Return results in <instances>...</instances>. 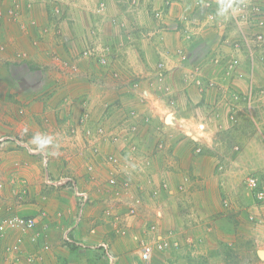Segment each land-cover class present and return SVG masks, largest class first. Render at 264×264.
I'll list each match as a JSON object with an SVG mask.
<instances>
[{"label":"rangeland","instance_id":"rangeland-1","mask_svg":"<svg viewBox=\"0 0 264 264\" xmlns=\"http://www.w3.org/2000/svg\"><path fill=\"white\" fill-rule=\"evenodd\" d=\"M33 1L29 0L26 7L30 8ZM185 1L187 3L183 5ZM196 1H36L44 9L45 17L49 16L51 21L69 20V27H65L69 30H56L57 47L49 64L41 59L36 61L39 65L36 68L42 72H35V77L28 76L27 88H24L28 89L29 96L26 97L23 90L21 97L18 94L11 101L16 104V108L6 109L4 94L0 95V117L6 115L13 118V121L6 124L7 128L0 126V195L8 190L13 192L19 202L28 203L32 192L27 187L28 183L40 178L48 186L61 187L56 185L59 180L72 178L88 193L87 203H90L93 191L90 189L91 184L107 194L110 192L108 195L111 192L116 194V191L122 193L126 201L123 204L120 200L118 205L122 206H117V213H128L133 218L120 216L125 217V228L121 229L117 225V229L121 232L137 228L139 242L135 247L139 254L144 246H150L153 250L150 261L141 259V264L166 260L171 262L168 264H196L192 258L198 259V256L207 264H264V204H255L245 185V178L250 174L264 181V75H250L249 80L252 82L247 87L243 82L240 86H234L231 95L234 101L221 110L222 118L218 123H210L206 127L190 126L187 136H183L187 139L180 144L179 149H199L204 155L198 160L194 157V162L198 161V164L192 163L191 167L188 165L191 158L188 157L176 156L170 161L169 156L166 158L163 154L153 164L151 154L144 155L140 151V157L135 155L141 147L137 142L140 126L133 122L134 111H137L126 110L124 106L121 112L116 111L114 114L112 110L113 102L123 104V98L115 94L106 96V100L111 103L107 107L108 120L105 122L106 117L101 121L98 110L93 109V115L92 110L88 111L87 115L84 111L80 114L78 107L69 109L71 95L59 92H63L61 86L66 85V74L70 79L79 71L80 66L76 62L79 58L92 61L93 75L96 73V77L90 79L92 82L99 81V76L104 74V81L110 87L115 83H133L130 71L134 67H131L129 55L148 46L143 40L151 39L155 29L163 23L167 10L183 12L182 18H176L184 24L191 22V5ZM6 2L8 0H0L1 5ZM23 2L14 1L15 7L19 3L22 8ZM252 3L260 8V12L249 10L246 19L249 29L257 28L251 35L253 38L259 31L264 35V27L259 23L261 15H264V0H252ZM15 7L9 8V15L0 10V22L13 17L20 20L21 13L16 12ZM24 11L25 8L22 14ZM42 33L40 35H44ZM200 49L197 52L192 50V56L198 58ZM66 51L70 52L69 55H77V59H65ZM25 55L28 57V54ZM135 57L139 59L138 55ZM125 64L129 65V70L122 69ZM253 64L250 62L246 66L250 73L254 70ZM158 67L161 69V64ZM70 70L73 73H69ZM58 71H61L60 76L56 73ZM240 76L244 78L245 72ZM253 79L258 91H255ZM250 93L252 96L249 101ZM96 97L97 102V94ZM25 98L29 100L28 111L24 108L27 105ZM128 99L134 101L133 97ZM60 100L61 104L57 106L55 102ZM61 111L64 112V118H79V124H90L78 128V131L75 130L77 124H71L68 119L57 124L59 118L55 112L59 114ZM121 115L129 122L126 121V128L123 126L120 130L115 122L116 118H123ZM205 128L211 131L205 133ZM200 130L204 132L201 134L203 142L196 137ZM69 132L77 133L75 140L64 138L68 137ZM162 132L167 135L166 131ZM37 135L51 137L53 143L40 150L32 142ZM68 148H72L76 154L67 151V156H62L60 150ZM171 148L167 152L172 151ZM41 152L48 159L47 167L41 164ZM22 159L24 162L21 165ZM138 161L142 166L137 164ZM46 169L48 178L44 174ZM67 188L73 194L72 189ZM77 203L80 208L78 200ZM84 206L80 212L84 211ZM121 219H117L118 223ZM10 243L11 238L0 236V264L19 262L13 259L16 254L9 251ZM108 246L111 252L109 243ZM184 247L190 251L182 250ZM172 248L175 251L169 252ZM155 252L161 253V256L156 257ZM182 256L188 258L182 260Z\"/></svg>","mask_w":264,"mask_h":264},{"label":"crops","instance_id":"crops-1","mask_svg":"<svg viewBox=\"0 0 264 264\" xmlns=\"http://www.w3.org/2000/svg\"><path fill=\"white\" fill-rule=\"evenodd\" d=\"M14 1L16 0H8L5 4H0V7L7 6V9L4 8L7 11L3 8L0 10L5 15H9V8L15 7ZM19 1L23 2V0ZM28 1L23 2L22 8L19 3L16 4V12L21 13L20 20L13 17L0 22V95L4 94L3 103L6 109L16 108V104L11 101H14L18 94L21 97L23 90H25V96H29L28 89H25L28 76L36 75L35 72H42L41 69L36 68L39 67L36 61L41 59L48 61L47 64L51 62V55L56 51L55 46L57 47L56 30L61 28L69 30L66 29L69 27V20L51 21L49 16L45 17L44 9L36 2L38 0H34L30 8L26 7ZM196 2L191 5L189 14L192 16V23L187 21L188 24H184L176 18V16L182 18L183 12L167 10L163 23L155 29L151 39L143 40L148 46L141 48L138 53L129 55L131 59H128L132 60L131 67L132 65L134 67L133 71H130L134 79L133 83L129 85L115 83L110 87L104 81V74L97 77L99 81L92 82L90 79L96 75V73L93 75L92 61L79 58L76 61L80 66L79 71L70 76V79L66 74L64 81L66 85L61 86L63 92L59 91L64 95L66 93L71 95L69 109L78 107L80 114L84 111L87 115H89L88 111L92 110L93 115V109L98 110L101 121L104 116L106 117L105 122L108 120L107 107L111 103L106 100V96L115 94L123 98V104L113 102V113L124 110L123 106L126 110L137 111V113L134 111L133 122L140 126L141 132L137 142L141 147L139 153L137 154L136 151L135 155L140 157V151L144 155L151 154L153 164H156V160L163 154L166 158L169 156L170 161L176 156L191 158L188 164L190 167L192 163L198 164V161L194 162L193 158L196 157L198 160L204 157L199 149H179L180 144L187 139L183 136H187L190 126L206 127L210 123L216 124L222 118L221 110L234 101L231 96L234 93V86L237 84L240 86L243 82V85L247 87L252 82L249 80L250 75L253 77H256V74L264 75V48L251 36L257 28L249 29L248 21L242 20L240 16L235 18L238 13L234 7L240 1L197 0ZM184 3L186 4L187 1L183 2V5ZM222 6L226 8L223 15L219 14ZM23 8L25 11L22 14ZM240 21L243 22L240 23ZM42 31L44 35H40ZM71 42L76 43V41ZM199 48H201L199 53H202H198V58L193 57L192 50L195 49L194 51L197 52ZM69 53L66 51L65 59H77V55L73 53L69 55ZM25 54H28V57ZM136 55L139 59L135 57ZM250 62H254L252 73L246 69ZM159 64L161 69L160 66L158 67ZM122 69L129 70V65H123ZM243 72L246 74L244 78L240 76ZM56 73L61 75V71ZM69 73L73 72L70 70ZM253 83L255 91H258L255 79ZM96 94L99 97L97 102ZM129 97H133L134 101H130ZM25 100L27 105L23 107L28 111L29 100L28 98ZM55 103L59 106L61 100ZM55 113L59 118L57 124L68 119L71 124H77L75 127L77 131L78 128L82 129L90 124L89 122L79 124V118H64L63 111L59 114ZM120 117L123 118H116L115 123L117 129L121 130V127H125L126 121L129 122V120L124 118V115ZM83 118L84 115L81 119ZM211 118L214 120L211 121ZM11 121L13 118L10 116L0 117V126H6ZM145 121L148 123L146 124ZM205 130V133L211 131ZM162 131H166L167 135ZM204 132L200 130L196 135L201 142L204 141V137L201 136ZM1 136L0 133V139ZM76 136L77 133L69 132L68 137L64 138L75 140ZM169 147H172V151L167 152ZM67 151L76 154L72 148L60 150V153L66 157ZM23 162L24 159L20 161L21 165ZM137 164L142 166L139 161ZM37 173L39 175V170ZM44 174L46 178L49 177L46 170ZM91 185L90 189L93 191H91L90 203H87V207L84 206L83 212H80L74 193L72 194L67 187L48 186L41 182L40 178L33 183H28L27 187L32 190L28 203L19 202L15 199L13 192L8 190L0 195V220L10 214L30 216L35 214L41 220L37 229L26 235L22 253L13 258L18 259V264L142 263L141 255L135 247L139 242L138 229L129 228L121 232L117 229V225L121 229L125 228V217L133 218L128 213H117V206H122V204L118 205L120 200L122 199L121 202L124 204L126 199L121 192L116 191V194L111 192L108 195L110 192L107 194ZM250 198L254 202L253 198ZM117 219L121 221L119 220L118 223ZM101 243L111 245L109 254H105V249L100 246ZM47 245L48 248H46ZM174 249L172 248L169 252L175 251ZM183 249L187 251L188 248ZM30 256L33 257L32 261L28 260ZM155 256L159 257L161 253L155 252ZM187 256H182V260H186ZM197 258H192L196 264H207L203 258L199 256ZM168 263L171 262L166 260L153 264Z\"/></svg>","mask_w":264,"mask_h":264},{"label":"built area","instance_id":"built-area-1","mask_svg":"<svg viewBox=\"0 0 264 264\" xmlns=\"http://www.w3.org/2000/svg\"><path fill=\"white\" fill-rule=\"evenodd\" d=\"M240 2L236 4L234 10L237 11L238 15L242 17V20H246L248 17L249 10H258L253 5L252 0H239ZM260 15V14H259ZM235 16V17H237ZM259 23L264 27V15H261ZM255 40L260 46H264V35L262 31H259L254 37ZM251 94V93H250ZM251 96H248V100H251ZM40 152V151H39ZM43 163L47 167L48 159L44 156L43 152ZM47 171V169H46ZM56 185H65L72 189L76 199L80 203V209L87 203L89 200V195L86 191L82 190L78 183L72 178H65L59 180ZM246 188L254 200L255 204H264V181L260 179L259 176L250 174L245 178ZM40 219L36 215H8L0 220V236L5 237L6 239L11 238V243L9 245V251L15 253L16 255L21 254L23 251V246L25 244V237L30 232H33L37 229L40 224ZM100 246L105 249V254H109V246L101 243ZM49 246L47 245L46 248ZM152 248L150 246H144L141 250V258L148 262L151 259ZM33 257H29V261H32Z\"/></svg>","mask_w":264,"mask_h":264},{"label":"clouds","instance_id":"clouds-1","mask_svg":"<svg viewBox=\"0 0 264 264\" xmlns=\"http://www.w3.org/2000/svg\"><path fill=\"white\" fill-rule=\"evenodd\" d=\"M226 11V8H224L223 6L220 9V13L221 15L224 14V12ZM32 142L37 146L38 149L43 150L45 148H47L50 144L53 143L52 138L48 137V136H43V135H37L33 137Z\"/></svg>","mask_w":264,"mask_h":264}]
</instances>
